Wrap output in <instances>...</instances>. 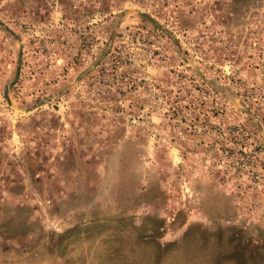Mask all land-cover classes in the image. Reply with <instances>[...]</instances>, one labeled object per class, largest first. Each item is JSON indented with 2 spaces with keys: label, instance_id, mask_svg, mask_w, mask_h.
Returning a JSON list of instances; mask_svg holds the SVG:
<instances>
[{
  "label": "rangeland",
  "instance_id": "1",
  "mask_svg": "<svg viewBox=\"0 0 264 264\" xmlns=\"http://www.w3.org/2000/svg\"><path fill=\"white\" fill-rule=\"evenodd\" d=\"M0 264H264V0H0Z\"/></svg>",
  "mask_w": 264,
  "mask_h": 264
}]
</instances>
